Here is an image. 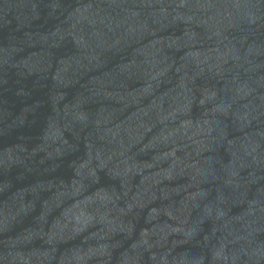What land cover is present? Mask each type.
Wrapping results in <instances>:
<instances>
[{
	"label": "water",
	"instance_id": "95a60500",
	"mask_svg": "<svg viewBox=\"0 0 264 264\" xmlns=\"http://www.w3.org/2000/svg\"><path fill=\"white\" fill-rule=\"evenodd\" d=\"M0 264H264V0H0Z\"/></svg>",
	"mask_w": 264,
	"mask_h": 264
}]
</instances>
